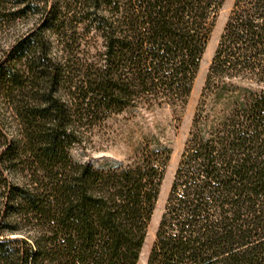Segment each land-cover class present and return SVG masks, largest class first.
<instances>
[{"label":"trees","instance_id":"1","mask_svg":"<svg viewBox=\"0 0 264 264\" xmlns=\"http://www.w3.org/2000/svg\"><path fill=\"white\" fill-rule=\"evenodd\" d=\"M224 0H0V264H137L171 151L70 155L138 105L185 106ZM146 264H264V0H235Z\"/></svg>","mask_w":264,"mask_h":264},{"label":"rangeland","instance_id":"2","mask_svg":"<svg viewBox=\"0 0 264 264\" xmlns=\"http://www.w3.org/2000/svg\"><path fill=\"white\" fill-rule=\"evenodd\" d=\"M235 0H224L220 8L199 68L193 81L187 104L183 107L138 105L122 113L111 115L84 135L72 146L74 161L102 166L110 162H126L145 147H167L171 154L147 235L137 264H146L155 242L156 230L164 211L176 167L191 130L209 65L214 56L220 35L231 13ZM39 15L25 18L0 19V50L9 47L19 36L34 29ZM1 55V52H0Z\"/></svg>","mask_w":264,"mask_h":264}]
</instances>
